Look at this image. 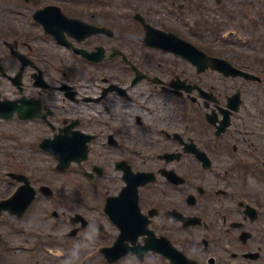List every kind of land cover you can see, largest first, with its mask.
Returning <instances> with one entry per match:
<instances>
[{"label": "flooded vegetation", "instance_id": "obj_1", "mask_svg": "<svg viewBox=\"0 0 264 264\" xmlns=\"http://www.w3.org/2000/svg\"><path fill=\"white\" fill-rule=\"evenodd\" d=\"M10 3L0 264H264V0Z\"/></svg>", "mask_w": 264, "mask_h": 264}, {"label": "rangeland", "instance_id": "obj_2", "mask_svg": "<svg viewBox=\"0 0 264 264\" xmlns=\"http://www.w3.org/2000/svg\"><path fill=\"white\" fill-rule=\"evenodd\" d=\"M10 1L11 0H0V24L2 22H4V20L7 18L6 14H5L6 9H10V10L14 9V6H12ZM147 1L148 0H138L139 3H145ZM114 3L118 4L119 0H114ZM107 9H108L107 6L103 7V10H107ZM121 10H122V8H121ZM117 21H118V24H119L118 26L120 27V30H121V27H123L125 24H127L129 22V20H122V19H119ZM0 31H1V28H0Z\"/></svg>", "mask_w": 264, "mask_h": 264}]
</instances>
